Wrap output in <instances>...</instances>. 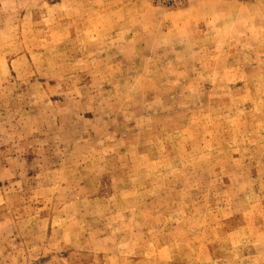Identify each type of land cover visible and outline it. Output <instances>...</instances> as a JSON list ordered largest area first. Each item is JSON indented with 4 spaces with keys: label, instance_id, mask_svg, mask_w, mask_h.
<instances>
[{
    "label": "rangeland",
    "instance_id": "1",
    "mask_svg": "<svg viewBox=\"0 0 264 264\" xmlns=\"http://www.w3.org/2000/svg\"><path fill=\"white\" fill-rule=\"evenodd\" d=\"M0 264H264V0H0Z\"/></svg>",
    "mask_w": 264,
    "mask_h": 264
}]
</instances>
